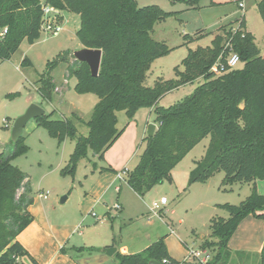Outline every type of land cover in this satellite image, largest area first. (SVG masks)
Wrapping results in <instances>:
<instances>
[{"label":"trees","instance_id":"1","mask_svg":"<svg viewBox=\"0 0 264 264\" xmlns=\"http://www.w3.org/2000/svg\"><path fill=\"white\" fill-rule=\"evenodd\" d=\"M59 10H68L81 17L76 35L83 47L101 49L102 62L97 77L92 76L85 62L74 60L69 65L75 77L76 92L93 93L99 97L91 118L86 122L89 132L78 135L73 118L51 119L44 114L36 119L38 126L48 130L60 143L75 140V148L63 173H74L79 160L89 150L99 157L121 136L118 113L125 111L133 120L142 107L154 108L158 128L146 135V146L138 164L127 177V184L139 195L170 179L173 169L203 139L210 137L204 158L191 171L188 188L204 183L216 172L223 171V185L264 180V54L252 33L246 32L244 18L238 20L236 32L224 29L211 46L189 51L182 60L184 70L175 68L177 78L158 79L154 86L145 85L152 63L175 48L152 36L155 24L166 20L170 13L157 5L139 7L136 0H45ZM195 1V0H189ZM264 21V0L258 4ZM41 0H0V30L8 31L0 42V59H10L27 39L34 44L41 35ZM199 31L184 36L185 44L205 36ZM231 40L244 67L227 69L219 74L211 68ZM72 55L71 53H68ZM67 54V55H68ZM67 58L63 61L67 62ZM23 63H31L25 57ZM56 67L57 61L50 62ZM202 78L203 83L183 101L169 107L158 106L160 99L180 86ZM38 89L44 98H51L55 84L51 76L40 79ZM78 121L82 119L75 115ZM29 147L21 136L10 154L0 153V264H25L28 256L37 263L18 240V236L34 221L29 211L34 204L31 180L12 160L26 154ZM116 172L112 167L104 171ZM228 218H213L211 234L216 240L205 239L201 245L214 253L209 264H229L232 252L229 240L243 219L249 215L264 218V194L253 188L239 204H220ZM117 264H149L157 259L163 264H181L173 258L164 238H160L138 253L117 252ZM264 264V247L260 253Z\"/></svg>","mask_w":264,"mask_h":264},{"label":"rangeland","instance_id":"2","mask_svg":"<svg viewBox=\"0 0 264 264\" xmlns=\"http://www.w3.org/2000/svg\"><path fill=\"white\" fill-rule=\"evenodd\" d=\"M236 1L136 0L139 7L157 5L170 13L166 20L155 24L152 36L155 40L175 48L168 55L157 58L152 63L145 85L152 87L158 79L177 78L175 68L179 66L180 70H184L182 60L190 50L211 46L217 30L223 31V28H226L228 31L239 27V24L238 26L236 24L243 10L237 6ZM244 1L246 6L244 30L254 35L255 42L264 54V21L258 8L261 0ZM58 11L57 18L62 29L57 35L43 31L34 44L25 39L10 59H0V153L3 151L6 154L12 153L14 123L32 104L41 106L46 114L51 115V119L73 118L80 136L89 132L86 122L91 118L99 97L93 93L76 92V78L66 71L75 60L73 52L81 46L76 35L81 25V17L68 10ZM199 31L207 33L200 39L184 45L185 35L193 36ZM25 57H28L31 63H23ZM64 58L68 61L64 62ZM54 61H57L58 65L50 67L48 64ZM63 63L64 67H59ZM243 67L244 62H241L237 69ZM48 75L52 77L55 88L64 84L62 77L69 80L70 83L67 84L69 87L61 93L62 95L59 93L63 89L56 92L53 88L51 98L42 96L38 90L41 87L40 79ZM203 82L204 80L200 78L170 91L160 99L158 106L169 107L183 101ZM150 110L148 107L140 108L131 124H128L125 111L119 112L118 128L124 129L116 142L119 143L107 149L102 158L89 150L88 156L77 163L74 173L66 174L62 170L69 164L75 140L67 139L60 143L58 139L50 136L46 128L39 127L36 119L27 122L22 136L29 150L26 154L15 157L12 164L29 176L35 198L33 211L38 219L44 214L47 215L49 219L47 229H63L70 232L77 227L79 231H76V236L82 233L83 235L107 233L114 235L118 245H121L133 239L137 227H151L170 237L172 252L181 258L187 252L186 243L195 248L201 247V241L205 240L202 239L203 235H207V240H216L211 234V220L229 217L227 210L220 204H237L238 191L234 190L232 193L231 185L222 184L225 176L223 171L216 172L206 182L194 184L189 188L188 184H182L186 173L184 169L193 163L197 165L204 158L210 137L203 139L179 162L173 169L170 179L148 190L144 195H137L128 185H124L119 195L114 187L105 191L113 179L114 172L104 171V168L112 167V163H115V166L117 163H124V167L127 166L131 171L138 164L139 156L147 143V122L157 123L154 108L152 112ZM74 114L82 120L78 121ZM258 182V191L264 194V180L259 179ZM41 192H49L48 198L40 199ZM64 197L66 199L62 201ZM162 197L169 200L167 208L158 212L159 216L169 223L166 225L161 222L160 217L154 216L150 211V206L154 202H159ZM116 202L120 204V210L113 207ZM105 205L109 207L113 205L108 209L110 215L105 214ZM43 208L47 211L44 212ZM172 209L175 210L174 214L170 212ZM93 212L103 220L95 222L93 219H96V216H93ZM167 225L171 226L174 234L168 232ZM95 226L97 227L94 228ZM115 258L118 261L117 255ZM180 262L199 264L195 259L189 261L184 259ZM229 264L259 263L253 257L239 254L233 256Z\"/></svg>","mask_w":264,"mask_h":264},{"label":"crops","instance_id":"3","mask_svg":"<svg viewBox=\"0 0 264 264\" xmlns=\"http://www.w3.org/2000/svg\"><path fill=\"white\" fill-rule=\"evenodd\" d=\"M240 1H243L245 4L244 0L236 1L237 6L243 10V14L242 16H240L239 19L243 17L245 21L246 6H244V8L240 7L239 5ZM238 24L239 23H237L236 25L238 26ZM223 31L217 30L215 35L222 34ZM82 47L83 46L81 45L79 48H82ZM64 65L65 63L61 64V66L59 67H62V66L64 67ZM62 78H63L62 82H64V79L66 78L65 77H62ZM76 83H77V80H76ZM59 87L63 89L59 93L61 94L63 93L65 89L69 87V85L67 86L62 83V85L60 84ZM132 121L133 120L128 119V124H131ZM149 123L150 121L147 122L146 133H148ZM153 124H155L156 129H157L159 124L156 122H154ZM118 143H116L115 146ZM112 164L113 165L111 166L115 168L116 172L112 173L113 179L111 180L110 184L107 186L105 191L114 187L115 191H117V194L119 195L124 185H128L126 180H120L117 177L118 173L121 171L120 169L124 167V163H120V164L117 163L116 166H115V163H112ZM195 167L196 165L195 163H193V165L191 166L188 165V167L184 169L186 173H185V177L183 178V183H182L183 185L189 184V178H190L191 171ZM258 181L259 180H256L251 183L237 182L231 185L232 193L234 192V190L238 191L236 194L237 197L239 198L237 204H239L241 201L246 199L252 193L254 187H256L258 191V185H259ZM194 184H197V183H194ZM39 198L45 199L40 196ZM117 202L119 201L117 200ZM34 203H35V198H34ZM167 205H169V203ZM167 205L162 206L161 210H164L165 208H167ZM33 206L34 204L30 206L29 211L33 214L34 221L18 236V240L28 250L32 258L36 260L37 262L36 264H117L118 261L115 258V255L117 254V252H120L122 254L138 253V252L145 250L149 245L159 240L160 238H164L168 251L173 258H175L178 261H182L184 259L187 260L186 259L187 252L182 258L175 255L172 252L171 247H170V242H169L170 237L167 234L162 233V231H158V230L155 231L156 229L153 230L151 227H143V226L137 227L136 234L132 240L126 241L125 243L118 245L116 238H114V235H111V234L108 235L107 233L106 234L102 233V234H97V235L96 234L83 235L82 233L80 236H76V231L77 232L79 231L77 227L74 228V230L70 232H65V230L63 229L61 230H56L52 228L47 229L46 225L49 224L48 223L49 219L47 215L44 214L43 217L41 216V218L38 219L36 213L33 211ZM112 206L109 207L108 205H105L106 207V209L104 210L105 214H109V215L111 214V212H109L108 209L111 208ZM43 211L45 212L47 211V209L43 208ZM170 212L174 214L175 210L172 209ZM92 214H94V212ZM153 215L160 217L161 222L163 224L165 225L169 224L168 222L166 223L164 219L161 216H159V214L156 215L154 213ZM114 217L116 218V216ZM96 219L98 220L96 221ZM96 219H93V220L95 222L103 220V218H100L97 214H96ZM96 227L97 226H95L94 228ZM167 227H168L167 229H169L168 232L170 231L172 232V234H174L173 233L174 230L171 228V226L167 225ZM140 228H142V230H140ZM206 238H207V235L202 236V239H206ZM203 241H201V245ZM186 245L188 248L189 247L188 243H186ZM263 247H264V218H257L253 215H249L241 221L235 233L229 240V248L232 252L231 259H233V256L235 257L240 254L242 256H248L249 258L253 257L257 260L259 264H261L260 253L262 252ZM108 248H115V251L112 254H108L107 253ZM20 261L24 262L25 264H35L32 262V260L28 256L21 258Z\"/></svg>","mask_w":264,"mask_h":264},{"label":"built area","instance_id":"4","mask_svg":"<svg viewBox=\"0 0 264 264\" xmlns=\"http://www.w3.org/2000/svg\"><path fill=\"white\" fill-rule=\"evenodd\" d=\"M41 5H42V12H43V17H42V25H41V32H46L48 34H53L57 35L61 29V23L58 21V14L59 11L58 9L54 8L50 4L46 3L45 0H41ZM240 7L244 8L245 4L243 1L239 2ZM239 29V27H235L232 30V32H236ZM8 31V28H3L0 30V42L3 40L5 37L6 33ZM241 63V59L239 54L235 51L234 46L232 44L231 40H226L224 43V49L219 56L217 62L212 66L211 70L219 74L227 69H235L238 67V65ZM68 79H64V84L67 85L69 84ZM61 88L57 86L55 88V91L58 92L60 91ZM130 172L128 167H125L123 170H121L118 173V178L120 180H126V177L128 173ZM48 193H40L39 196L42 198L47 199L48 198ZM169 203V200L166 197H162L159 202H154L152 206L150 207L151 211L154 212L156 215H158L162 209V206L167 205ZM116 209H121L120 204H115L113 206ZM93 216H96L94 213ZM214 253L210 248H203V247H198L195 248L193 246H189L187 248V257L186 259L189 261L191 259H195L199 262V264H209V262L213 259Z\"/></svg>","mask_w":264,"mask_h":264},{"label":"water","instance_id":"5","mask_svg":"<svg viewBox=\"0 0 264 264\" xmlns=\"http://www.w3.org/2000/svg\"><path fill=\"white\" fill-rule=\"evenodd\" d=\"M178 1V0H175ZM103 51L101 49H91L87 47H82L73 52V55L76 60L79 62H85L89 65L92 76L97 77L100 72L101 62H102ZM45 114V110L36 104H32L27 111L18 117L14 123L12 129V138L11 141L14 143L22 136L23 129L27 122L31 119H37ZM156 130L155 124H149L148 126V135L152 136ZM14 150V148H13ZM66 197L62 199L64 201ZM115 251V248H108L107 253L112 254ZM149 264H163L157 259H151Z\"/></svg>","mask_w":264,"mask_h":264}]
</instances>
